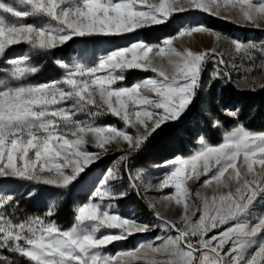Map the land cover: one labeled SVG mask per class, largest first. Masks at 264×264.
I'll return each instance as SVG.
<instances>
[{
    "label": "rangeland",
    "instance_id": "rangeland-1",
    "mask_svg": "<svg viewBox=\"0 0 264 264\" xmlns=\"http://www.w3.org/2000/svg\"><path fill=\"white\" fill-rule=\"evenodd\" d=\"M212 90L264 92V0H0V264H264V131L146 150Z\"/></svg>",
    "mask_w": 264,
    "mask_h": 264
},
{
    "label": "trees",
    "instance_id": "trees-1",
    "mask_svg": "<svg viewBox=\"0 0 264 264\" xmlns=\"http://www.w3.org/2000/svg\"><path fill=\"white\" fill-rule=\"evenodd\" d=\"M213 20V19H212ZM209 28L215 29V30H220V31H226V32H231L233 29L238 30L240 32H259L258 30H250V29H242L240 27H236L232 25L229 22L226 21H220V20H213L209 22L207 25ZM161 27L155 26V27H149L145 29V35L151 36L155 34H161L160 33ZM207 77H205L204 73L200 76L198 80V86L202 84L203 80L205 81ZM238 95V94H236ZM241 96H234V95H229L225 98H221L215 91H211L209 93V115L208 117L205 116H199L196 119V126L195 130L189 127V122L187 119L190 117L192 118V114L195 112V107L194 105H197L198 99H197V93H195L194 101H193V106L191 107V110L189 111V116L185 120V122H180V123H175V124H170L166 125L163 127L156 135H154L148 143V147L146 150L151 156H157V157H162V159L166 157H175L180 155L186 156L189 152L183 151L184 154L182 153V150L185 148L186 142L190 145L195 144V136L197 135V131H203L206 133V135L210 138V143L216 144L218 142L217 139V131L216 129L213 128L212 124V119L219 120L220 123L224 126V128L228 129L232 125L235 126L238 123H242L243 127L246 130L249 131H254V132H263L264 131V92L258 91L254 93H239ZM232 103V106L236 108H240L239 115L237 118L231 119L229 117H226L223 113V108L226 106L229 107L230 104ZM194 107V108H193ZM191 114V115H190ZM116 121L115 118H110L108 123L114 124ZM177 134H180V137L177 138L176 145L175 147H172L171 150L173 151H165L162 150V148H165L163 144L166 143V140L170 138V136H176ZM185 138V139H183ZM151 141V142H150ZM168 147V146H167ZM163 153V156H162ZM166 153V154H165ZM158 159V158H157ZM161 159V158H160ZM67 208V207H66ZM65 208V209H66ZM65 209L64 211L58 210L57 213L55 214L54 219L62 223V218H64L65 215Z\"/></svg>",
    "mask_w": 264,
    "mask_h": 264
},
{
    "label": "water",
    "instance_id": "water-1",
    "mask_svg": "<svg viewBox=\"0 0 264 264\" xmlns=\"http://www.w3.org/2000/svg\"><path fill=\"white\" fill-rule=\"evenodd\" d=\"M199 78H200V76H199ZM169 226H170L175 232H177V233H179L180 235H182V234L180 233V231H178V229H177L173 224H170V223H169Z\"/></svg>",
    "mask_w": 264,
    "mask_h": 264
}]
</instances>
